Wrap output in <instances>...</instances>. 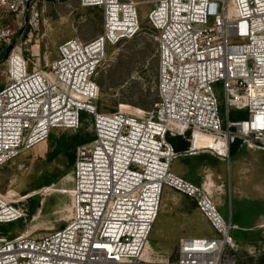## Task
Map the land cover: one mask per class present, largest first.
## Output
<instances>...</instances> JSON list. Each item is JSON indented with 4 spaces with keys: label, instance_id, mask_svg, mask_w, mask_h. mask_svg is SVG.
Returning a JSON list of instances; mask_svg holds the SVG:
<instances>
[{
    "label": "built area",
    "instance_id": "2783aa9c",
    "mask_svg": "<svg viewBox=\"0 0 264 264\" xmlns=\"http://www.w3.org/2000/svg\"><path fill=\"white\" fill-rule=\"evenodd\" d=\"M32 0H0V11L24 16L18 30L0 26L12 46L8 81L0 84V167L46 141L53 129H78L89 114L94 140L77 150L67 225L43 238L0 231V264H144L164 187L193 199L217 237H182L174 264H237L236 242L212 196L172 173L179 153L169 137L223 159L237 148L264 149V0H154L148 19L157 31L159 100L151 110L101 112L96 81L108 45L137 36L134 0H81L103 10V32L59 46L46 69H29L18 47L39 25ZM224 87L225 117L215 84ZM243 111L246 117L232 118ZM208 141L196 146V141ZM35 191L29 198L37 195ZM35 194V195H34ZM22 207L0 194V227L26 220Z\"/></svg>",
    "mask_w": 264,
    "mask_h": 264
},
{
    "label": "rangeland",
    "instance_id": "374dc122",
    "mask_svg": "<svg viewBox=\"0 0 264 264\" xmlns=\"http://www.w3.org/2000/svg\"><path fill=\"white\" fill-rule=\"evenodd\" d=\"M142 23L140 33L128 40L108 45L106 59L100 66L96 81L100 97L95 101L99 111L112 113L125 110L132 113L150 110L158 100L153 82L152 68H157V31L151 26L148 14L154 0H134ZM40 13L38 26L26 28L20 36L18 47L29 61V69H46L59 56V46L68 39L78 37L89 41L103 32V10L84 7L81 0H32ZM23 15L0 11V26L18 30ZM7 46L0 45V59ZM8 60L0 65V84L8 81ZM225 117L223 83L215 84ZM89 114L84 120L92 131ZM67 129H55L59 134ZM50 143L47 139L0 168V194L8 200L28 207L29 198L40 197L36 213L26 220L5 224L9 236L31 235L43 238L67 225L71 216L74 173L61 176L56 183L42 184L45 173L59 176L66 163L49 159ZM234 146L230 158L221 159L207 151L193 154L178 153L171 166L172 173L199 185L204 170L214 174L215 182L202 186L213 195L226 193L217 208L222 216L236 225L231 236L236 242L237 264H256L255 258L264 253V150ZM40 185V186H39ZM34 196V197H35ZM233 216L234 219H232ZM238 224V225H237ZM218 233L199 211L195 199L167 186L164 187L158 218L142 255L144 264H174L178 256V243L182 237L210 238Z\"/></svg>",
    "mask_w": 264,
    "mask_h": 264
},
{
    "label": "trees",
    "instance_id": "16d2710c",
    "mask_svg": "<svg viewBox=\"0 0 264 264\" xmlns=\"http://www.w3.org/2000/svg\"><path fill=\"white\" fill-rule=\"evenodd\" d=\"M157 57H158L157 68H152L151 72L153 75V82H154L155 90L157 92V97L159 100V92H158V75H159L158 46H157ZM158 100L154 103V105L158 102ZM154 105H153V107H154ZM231 117L232 118H243V117H246V113L243 111H236L233 114H231ZM85 118H86V114L84 113L82 116V124L76 130L67 129L66 131L61 132L59 134L55 133V131H54L55 129H53L51 131L50 136L48 138L49 143H50V149L48 152L49 159L51 161L60 160L61 162L66 163L67 169L65 171H63L61 174H59V176H56L54 173H51V174L45 173L44 177H43V181L40 183V185H42V184L43 185L44 184L49 185V184L56 183L57 180L61 176H64V175L70 173V171H72V173H73L78 148L82 145L90 143L91 141L94 140V137H95L93 131H88V128L85 126V123H84ZM56 129H59V128H56ZM169 141L172 143L175 150L179 153L185 152L190 148V142L185 137H182V136L169 137ZM200 142L201 143H207L208 141H205V142L200 141ZM40 201L41 200H40L39 196L31 197L30 201L28 202V207H27L28 218H31L36 213V211L39 208ZM13 223H15V222H13ZM8 224H12V223H8ZM4 225H2L0 227V231L2 234H6V231L8 230ZM10 237L15 238L16 236L11 235ZM255 261H256V264H264V253H261L257 258H255ZM237 263H238V261H237Z\"/></svg>",
    "mask_w": 264,
    "mask_h": 264
},
{
    "label": "crops",
    "instance_id": "0c3cea01",
    "mask_svg": "<svg viewBox=\"0 0 264 264\" xmlns=\"http://www.w3.org/2000/svg\"><path fill=\"white\" fill-rule=\"evenodd\" d=\"M250 150H255V149H250ZM262 150H264V149H262ZM214 156H216V155H214ZM216 157L217 158H221V157H218V156H216ZM221 159H223V158H221ZM204 172H205V176L203 178H201V183L199 185H197L199 187H202V186L204 187V186L210 185V183L213 184L215 182V180L213 179V175L214 174H218V175L222 176V174H220L219 172H214L213 170L209 171L208 169H206V170H204ZM225 195H226V193L220 192V193L215 194V196L213 195V197H214V200L219 205H221L222 202L224 201ZM231 217H232V219H234L233 216H231V214H230V218Z\"/></svg>",
    "mask_w": 264,
    "mask_h": 264
},
{
    "label": "water",
    "instance_id": "95a60500",
    "mask_svg": "<svg viewBox=\"0 0 264 264\" xmlns=\"http://www.w3.org/2000/svg\"><path fill=\"white\" fill-rule=\"evenodd\" d=\"M12 48H13V47L10 46V47L7 49L5 56H4L2 59H0V65L3 64V63H5V62L8 60V57H9V54H10Z\"/></svg>",
    "mask_w": 264,
    "mask_h": 264
},
{
    "label": "bare ground",
    "instance_id": "6f19581e",
    "mask_svg": "<svg viewBox=\"0 0 264 264\" xmlns=\"http://www.w3.org/2000/svg\"><path fill=\"white\" fill-rule=\"evenodd\" d=\"M201 144V142L198 140V141H196V146H198V145H200Z\"/></svg>",
    "mask_w": 264,
    "mask_h": 264
}]
</instances>
